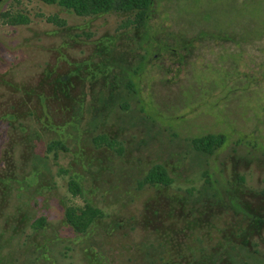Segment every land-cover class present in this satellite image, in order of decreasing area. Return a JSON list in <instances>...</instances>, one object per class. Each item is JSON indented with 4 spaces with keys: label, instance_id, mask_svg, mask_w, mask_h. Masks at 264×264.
I'll return each mask as SVG.
<instances>
[{
    "label": "rangeland",
    "instance_id": "rangeland-1",
    "mask_svg": "<svg viewBox=\"0 0 264 264\" xmlns=\"http://www.w3.org/2000/svg\"><path fill=\"white\" fill-rule=\"evenodd\" d=\"M133 17L0 0V264H264V0ZM156 164L169 184L142 182Z\"/></svg>",
    "mask_w": 264,
    "mask_h": 264
},
{
    "label": "trees",
    "instance_id": "trees-1",
    "mask_svg": "<svg viewBox=\"0 0 264 264\" xmlns=\"http://www.w3.org/2000/svg\"><path fill=\"white\" fill-rule=\"evenodd\" d=\"M45 3H57L67 9L72 10L77 15H92L101 14L110 10L126 11L133 14L132 22L136 27H142L145 25L152 0H41ZM2 15L11 24L26 23L28 20L22 13L11 14L8 11L2 13ZM51 19V18H50ZM52 20V19H51ZM52 21H55L53 19ZM130 88L132 83L128 82ZM225 141V137L222 134L206 133L201 136H197L191 139L193 146L202 152L211 153L216 147L222 145ZM107 142V141H106ZM61 144L58 141L51 142L48 145V149L51 150L56 147H60ZM143 183L145 184H162L167 185L171 182L166 169L159 164L153 165L148 169L144 176ZM68 189L74 196L82 193V189L78 182L74 179L68 181ZM64 216L66 222L77 231H84L89 226L94 218L101 217L102 211L92 206L90 203H84L82 206H67L64 210ZM41 220V219H40Z\"/></svg>",
    "mask_w": 264,
    "mask_h": 264
}]
</instances>
